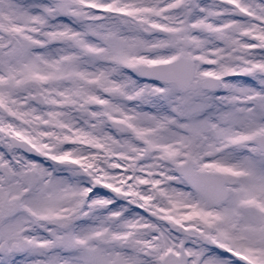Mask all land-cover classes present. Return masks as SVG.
<instances>
[{
	"label": "snow or ice",
	"instance_id": "obj_1",
	"mask_svg": "<svg viewBox=\"0 0 264 264\" xmlns=\"http://www.w3.org/2000/svg\"><path fill=\"white\" fill-rule=\"evenodd\" d=\"M0 264H264V0H0Z\"/></svg>",
	"mask_w": 264,
	"mask_h": 264
}]
</instances>
